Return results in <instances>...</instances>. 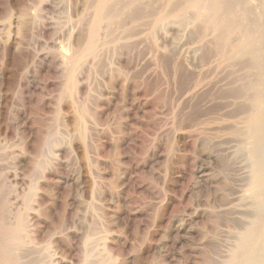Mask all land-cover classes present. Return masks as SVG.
<instances>
[{"label":"rangeland","instance_id":"obj_1","mask_svg":"<svg viewBox=\"0 0 264 264\" xmlns=\"http://www.w3.org/2000/svg\"><path fill=\"white\" fill-rule=\"evenodd\" d=\"M98 2L0 0V264H227L253 219L250 2Z\"/></svg>","mask_w":264,"mask_h":264},{"label":"bare ground","instance_id":"obj_2","mask_svg":"<svg viewBox=\"0 0 264 264\" xmlns=\"http://www.w3.org/2000/svg\"><path fill=\"white\" fill-rule=\"evenodd\" d=\"M85 1V0H84ZM180 1V0H178ZM185 1V0H184ZM206 0H197L196 3V9L198 16L202 15L205 11H219L221 9L220 5H216L213 7V9L209 10L210 8L205 6ZM246 1V0H245ZM248 1V0H247ZM96 2V0H95ZM152 2V0H151ZM196 2V1H195ZM251 14L255 15L256 22L258 21V24L255 22V27L257 26L259 29L256 30L254 28L248 27L246 31L250 30L251 33H248L245 35L246 31L241 33L244 35L234 34L233 37H230L229 43L231 45L232 51L234 52V55L236 58L249 60L253 67L257 70L259 78L258 81H256V93L253 95L255 96L252 100L253 102V110H250V114L247 115L243 119V128L245 129V140L242 142L243 144H246L247 153V164L246 166H249L250 171L247 172L246 180L248 182V187L246 189L245 196L247 197L246 200H249L251 203V212H253V219L250 224L249 228L246 230L243 229V234L241 235L239 239V243L237 245V250L235 252V255L232 256L233 260L228 262L227 264H236L237 261H235V258H241L246 254L247 248L253 246L257 241V236L262 232V226L264 225V0H249ZM115 3V2H114ZM148 3V2H147ZM184 3V2H183ZM187 3V2H186ZM229 3V2H228ZM104 0H99L97 3L98 10L102 11V8L104 7ZM125 4V3H124ZM149 4V3H148ZM147 4V5H148ZM208 4V3H207ZM122 5V4H121ZM129 5V4H128ZM224 5V4H223ZM149 6V5H148ZM172 6V5H171ZM174 6V5H173ZM213 6V5H212ZM95 7V6H92ZM110 7V6H109ZM210 7V6H209ZM224 7V6H223ZM228 7V6H227ZM122 8V7H121ZM136 8V7H135ZM174 8V7H173ZM194 8V7H193ZM97 9V8H96ZM172 9V7H171ZM226 6L223 9L225 12ZM121 10V9H120ZM109 11V10H108ZM111 11V10H110ZM117 11V10H116ZM222 11V10H221ZM228 11V10H227ZM140 12V11H139ZM234 12V11H233ZM113 13V11H112ZM115 13V12H114ZM137 13V12H136ZM148 13V12H147ZM105 14V13H104ZM190 14V13H189ZM142 15V13H141ZM195 15V16H196ZM224 15V14H223ZM244 15V14H242ZM250 15V14H249ZM105 16V15H104ZM137 16V15H136ZM140 16V15H139ZM146 16V15H145ZM144 16V17H145ZM238 16V15H237ZM245 15V19L250 20L249 17ZM154 17V16H153ZM192 17V16H191ZM142 18V16H141ZM244 19V16L242 17ZM241 18V19H242ZM258 18V20H257ZM106 19V17L104 18ZM149 19V18H148ZM206 19V18H205ZM238 21V24H242L241 21L243 19ZM248 25H251V23H247ZM101 20V19H100ZM135 20V19H134ZM140 20V19H139ZM126 21V20H125ZM202 21V20H201ZM209 21V19H208ZM232 21V20H231ZM87 23V22H86ZM122 23V22H121ZM236 23V24H237ZM128 24V22H127ZM171 24V23H170ZM209 24V23H208ZM225 24V23H224ZM235 24V25H236ZM252 24V25H253ZM106 25V24H105ZM125 25V24H124ZM187 24H185L186 26ZM232 25V24H231ZM251 25V26H252ZM227 25H224L225 27ZM239 26V25H236ZM235 26V27H236ZM241 26V27H242ZM84 27V26H83ZM183 27V26H182ZM241 27H239L241 29ZM246 27L243 26V28ZM230 28V27H229ZM238 28V30H239ZM123 29V28H122ZM234 29V28H233ZM255 30L253 32V30ZM159 30V29H158ZM197 30V29H196ZM224 30V29H223ZM227 31V30H226ZM236 31V30H235ZM111 32V31H110ZM212 32V31H211ZM220 33V32H219ZM234 33V31L232 32ZM231 33V34H232ZM111 34V33H110ZM133 36V35H132ZM232 38V39H231ZM222 40V39H221ZM218 41V40H217ZM95 44V43H94ZM213 44V43H212ZM229 45V44H228ZM102 46V45H101ZM215 46V45H214ZM217 46V44H216ZM228 48V47H227ZM99 49V48H98ZM212 50V49H211ZM229 50V49H228ZM74 51V50H73ZM112 51V50H111ZM204 52V51H203ZM211 55V54H210ZM214 58V57H213ZM248 61V62H249ZM249 63V64H251ZM239 64V62H238ZM240 65V64H239ZM246 65V64H245ZM241 66V65H240ZM252 66V65H251ZM229 67V66H228ZM240 68V67H239ZM98 70V69H97ZM245 70V69H244ZM242 71V70H241ZM100 72V71H99ZM255 74V73H254ZM252 84V83H251ZM243 86V85H242ZM253 86V85H252ZM255 86H253V90L255 89ZM244 92V91H243ZM255 92V91H254ZM235 95V94H234ZM252 95V94H251ZM247 101V100H246ZM251 102V103H252ZM238 108V107H237ZM249 108V107H248ZM70 109V108H69ZM237 110V109H236ZM240 110V109H238ZM229 117V116H228ZM237 118V117H236ZM242 120V119H241ZM239 122L237 121V124ZM241 124V123H239ZM242 125V124H241ZM232 128V127H231ZM241 128L240 130H243ZM230 129V128H229ZM236 129V128H235ZM219 130V129H218ZM242 134H238L240 136H243ZM239 141V140H238ZM233 142V141H232ZM237 143V142H236ZM241 144V143H240ZM228 151V150H227ZM239 151L246 152L244 149H240ZM246 155V154H245ZM246 175V173H244ZM245 178V177H244ZM248 178V179H247ZM245 180V179H244ZM242 187V186H241ZM237 202V201H236ZM230 205V204H229ZM244 206V205H243ZM245 212V211H244ZM249 214V213H248ZM235 221V220H234ZM243 224V223H242ZM244 226V224H243ZM6 230V229H5ZM3 231V230H2ZM7 231V230H6ZM22 227L20 221H18L17 225L11 228V230L7 231L4 238H7L10 236L12 240H19L21 237ZM238 240V239H237ZM261 240V239H260ZM264 242V241H262ZM258 246V245H257ZM260 248V247H259ZM262 251L263 249H259ZM5 252V251H4ZM258 252V250H257ZM256 254H259L257 253ZM263 252V251H262ZM261 253V252H260ZM263 255V254H262ZM253 256V255H252ZM258 256V255H257ZM261 256V255H260ZM259 256V257H260ZM5 257V256H4ZM3 257V258H4ZM258 257V258H259ZM256 258V257H255ZM262 258V257H261ZM242 260V259H241ZM257 260V258H256ZM9 261V260H8ZM255 261V260H254ZM259 261V260H258ZM263 262V261H262ZM261 261L258 263L260 264ZM244 264V263H242ZM264 264V263H263Z\"/></svg>","mask_w":264,"mask_h":264}]
</instances>
